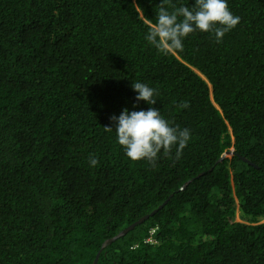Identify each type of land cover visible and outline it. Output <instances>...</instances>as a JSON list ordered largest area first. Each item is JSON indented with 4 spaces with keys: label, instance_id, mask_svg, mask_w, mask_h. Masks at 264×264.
Masks as SVG:
<instances>
[{
    "label": "trees",
    "instance_id": "trees-1",
    "mask_svg": "<svg viewBox=\"0 0 264 264\" xmlns=\"http://www.w3.org/2000/svg\"><path fill=\"white\" fill-rule=\"evenodd\" d=\"M180 3L0 0V264H264V0L162 55L142 20ZM132 80L190 129L179 157L133 161L105 129Z\"/></svg>",
    "mask_w": 264,
    "mask_h": 264
},
{
    "label": "clouds",
    "instance_id": "clouds-1",
    "mask_svg": "<svg viewBox=\"0 0 264 264\" xmlns=\"http://www.w3.org/2000/svg\"><path fill=\"white\" fill-rule=\"evenodd\" d=\"M164 2L162 0V5ZM239 20L240 17L231 11L228 0H194L190 4L173 5L171 10L161 6L156 10L154 21L146 17L142 23L147 28L144 34L147 43L160 54L170 55L183 50L184 39L195 31H211L217 42H220ZM131 87L136 93L133 109L125 107L119 115L113 114L110 119L115 126H105V129H115L117 143L133 161L146 160L155 166L159 155L169 153L173 146L175 155L179 157L191 139L190 129L181 128L166 119L155 107L137 110L135 105L141 100L154 105L158 92L141 81L132 80ZM180 107L187 108L188 102H183ZM88 162L90 166H96L98 158L90 153Z\"/></svg>",
    "mask_w": 264,
    "mask_h": 264
},
{
    "label": "water",
    "instance_id": "water-1",
    "mask_svg": "<svg viewBox=\"0 0 264 264\" xmlns=\"http://www.w3.org/2000/svg\"><path fill=\"white\" fill-rule=\"evenodd\" d=\"M233 154H234V151L232 149L231 150H228V151L224 152V154L222 155V157L220 159H222L224 156L233 155ZM249 162L252 163L251 161H249ZM166 202H167V200H165L159 207H163ZM157 210H158V208L154 209L150 214H146V215L142 216L137 221L133 222L132 224H130L129 226H127L126 228H124L121 232H119L118 234H116L112 238H109V239L105 240V242L103 243V247L106 244H108V243L112 242L113 240H115L116 238H118L119 236H121V235L127 233L128 231H130L131 229H133L137 224L143 223L146 219L149 218V216L151 214H154ZM98 256L99 255L96 256L93 264H97Z\"/></svg>",
    "mask_w": 264,
    "mask_h": 264
},
{
    "label": "built area",
    "instance_id": "built-area-1",
    "mask_svg": "<svg viewBox=\"0 0 264 264\" xmlns=\"http://www.w3.org/2000/svg\"><path fill=\"white\" fill-rule=\"evenodd\" d=\"M148 240H153V238L149 237Z\"/></svg>",
    "mask_w": 264,
    "mask_h": 264
}]
</instances>
